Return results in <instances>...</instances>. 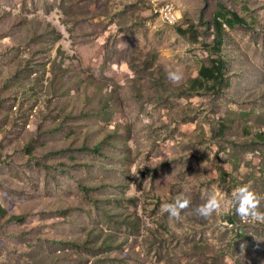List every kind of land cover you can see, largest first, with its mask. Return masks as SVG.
Instances as JSON below:
<instances>
[{
    "label": "rangeland",
    "instance_id": "obj_1",
    "mask_svg": "<svg viewBox=\"0 0 264 264\" xmlns=\"http://www.w3.org/2000/svg\"><path fill=\"white\" fill-rule=\"evenodd\" d=\"M220 5L249 27L224 25L222 89H192ZM241 185L264 198V0H0V264H264Z\"/></svg>",
    "mask_w": 264,
    "mask_h": 264
},
{
    "label": "clouds",
    "instance_id": "obj_2",
    "mask_svg": "<svg viewBox=\"0 0 264 264\" xmlns=\"http://www.w3.org/2000/svg\"><path fill=\"white\" fill-rule=\"evenodd\" d=\"M169 81L178 83L182 79V74L177 71H169L167 74ZM235 214L242 220H264V212L260 211L261 200L264 199L252 190L250 185H241L232 193ZM191 204V199L186 195H178L172 203L162 205L164 211L174 218H179L181 212ZM222 208L221 200L213 195L204 204L197 206L194 211L197 215L209 218L213 213Z\"/></svg>",
    "mask_w": 264,
    "mask_h": 264
},
{
    "label": "trees",
    "instance_id": "obj_3",
    "mask_svg": "<svg viewBox=\"0 0 264 264\" xmlns=\"http://www.w3.org/2000/svg\"><path fill=\"white\" fill-rule=\"evenodd\" d=\"M225 24H227L229 27H233L235 24H238L243 27H249V24L244 18L240 17L236 12L230 11L223 5H220V11L215 14L213 21L211 22V26L213 27L215 35L214 50L217 56L210 60L209 65H204L200 68L199 78L194 80V85L192 86V89L210 90L213 88L215 91L218 92L226 84L224 75L226 69V62L220 55V50L223 46L226 35V30L224 28ZM177 29L178 32L182 35H186L188 31L191 30V28L189 30H183L180 27ZM99 148L100 147H94L91 150L87 147H83L82 149L85 151H98Z\"/></svg>",
    "mask_w": 264,
    "mask_h": 264
},
{
    "label": "built area",
    "instance_id": "obj_4",
    "mask_svg": "<svg viewBox=\"0 0 264 264\" xmlns=\"http://www.w3.org/2000/svg\"><path fill=\"white\" fill-rule=\"evenodd\" d=\"M163 22H170L172 26L179 24L182 16L177 8L171 7L169 1L159 3V14H156Z\"/></svg>",
    "mask_w": 264,
    "mask_h": 264
}]
</instances>
